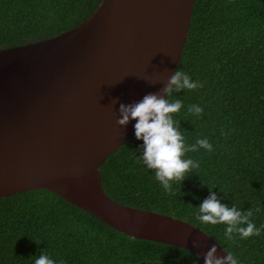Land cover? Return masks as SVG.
<instances>
[{"label":"trees","instance_id":"16d2710c","mask_svg":"<svg viewBox=\"0 0 264 264\" xmlns=\"http://www.w3.org/2000/svg\"><path fill=\"white\" fill-rule=\"evenodd\" d=\"M100 1L0 0V48L68 30ZM177 69L203 87L168 97L183 104L173 118L186 144L207 138L213 151L186 153L200 167L181 184L172 182L170 195L154 170L137 162L143 141L133 131L99 168L104 191L120 203L190 222L239 264H264V228L229 240L227 225L196 218L212 187L221 203L252 209L251 221L264 225V0H194ZM194 104L203 109L199 117L188 112ZM41 254L57 264H204L185 248L130 237L46 189L0 197V264H35Z\"/></svg>","mask_w":264,"mask_h":264},{"label":"water","instance_id":"95a60500","mask_svg":"<svg viewBox=\"0 0 264 264\" xmlns=\"http://www.w3.org/2000/svg\"><path fill=\"white\" fill-rule=\"evenodd\" d=\"M193 6L101 0L68 30L0 48V197L46 189L130 237L226 256L186 220L111 199L99 170L134 131L136 120L117 124L120 103L158 93L175 72Z\"/></svg>","mask_w":264,"mask_h":264},{"label":"clouds","instance_id":"9594fccd","mask_svg":"<svg viewBox=\"0 0 264 264\" xmlns=\"http://www.w3.org/2000/svg\"><path fill=\"white\" fill-rule=\"evenodd\" d=\"M203 87L199 81H193L183 71L176 70L170 75L167 83L158 93H148L139 102L129 104L120 103L117 124L126 127L130 120H136L134 135L137 140L143 141V151L137 157V162H142L148 169L154 170L155 179L159 181L166 193L174 194L172 182H181L189 173L200 167L199 161L185 158L186 153L196 152L203 148L209 152L213 146L207 138L198 139L195 144H186L185 137L180 131L179 121L173 118L183 107L182 101L168 99L174 92L181 90H195ZM116 103V100H113ZM188 112L199 117L203 109L198 105H190ZM209 187V186H208ZM209 187V195L198 206L197 219L206 224H225V237L233 239V234H238L240 239L253 235H260V228L251 221L253 210L241 211L234 204L229 207L221 203L215 192ZM259 209H257L258 211ZM193 247H198V242L193 241ZM226 256L217 254L215 244L211 245L203 257L204 264H239L231 252ZM35 264H57L47 254H41ZM59 264H64L60 261Z\"/></svg>","mask_w":264,"mask_h":264}]
</instances>
